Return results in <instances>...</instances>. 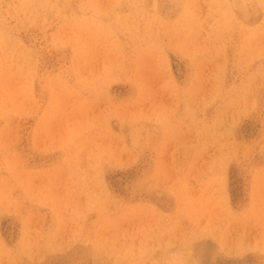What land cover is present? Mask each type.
Segmentation results:
<instances>
[{"label": "rangeland", "instance_id": "1", "mask_svg": "<svg viewBox=\"0 0 264 264\" xmlns=\"http://www.w3.org/2000/svg\"><path fill=\"white\" fill-rule=\"evenodd\" d=\"M263 1L0 0V264H264Z\"/></svg>", "mask_w": 264, "mask_h": 264}, {"label": "bare ground", "instance_id": "2", "mask_svg": "<svg viewBox=\"0 0 264 264\" xmlns=\"http://www.w3.org/2000/svg\"><path fill=\"white\" fill-rule=\"evenodd\" d=\"M214 1H215V0H214ZM219 1H220V0H219ZM242 1H243V0H242ZM263 2H264V1H263ZM219 3H220V2H219ZM226 3H227V2H226ZM226 3H225V4H226ZM226 8H227V7H226ZM229 8H230V7H229ZM240 9H241V8H240ZM229 10H230V9H229ZM227 11H228V10H227ZM227 11H226V12H227ZM233 11H234V10H233ZM229 13H230V12H229ZM231 13H232V11H231ZM226 15H228V13H227ZM224 16H225V15H224ZM230 16H231V15H230ZM246 16H247V15H246ZM228 17H229V16H228ZM225 18H227V17H225ZM227 20H228V19H227ZM232 20H233V19L231 18L230 21H232ZM238 20H239V19H238ZM228 21H229V20H228ZM246 21H247V19H246ZM251 21H252V20H251ZM248 22H249V21H248ZM228 24H229V23H228ZM250 24H251V23H250ZM195 26H196V25H195ZM195 26H194V27H195ZM196 27H197V26H196ZM192 28H193V27H192ZM198 28H199V26H198ZM249 28H250V27H249ZM253 28H254V27H253ZM255 28H256V27H255ZM195 29H197V28H195ZM209 29H210V28H209ZM251 29H252V28H251ZM254 30H256V29H254ZM251 32H253V31H251ZM247 33H248V30H247ZM248 35H251V34H248ZM240 37H241V36H240ZM244 38H245V37H244ZM244 42H245V40H244Z\"/></svg>", "mask_w": 264, "mask_h": 264}]
</instances>
